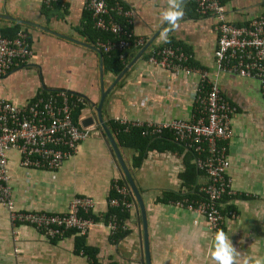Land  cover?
Returning <instances> with one entry per match:
<instances>
[{
	"label": "crops",
	"instance_id": "crops-1",
	"mask_svg": "<svg viewBox=\"0 0 264 264\" xmlns=\"http://www.w3.org/2000/svg\"><path fill=\"white\" fill-rule=\"evenodd\" d=\"M119 1L131 12L133 34L144 40L141 49L148 46L137 59L141 49L130 51L132 57L128 53L131 60L125 66H130L114 83L116 76L104 70L100 49L81 34L86 0H59L58 7L48 8L42 0H0V34L23 31L31 49L24 63L0 75V100L24 108L38 96L66 91L82 100L81 122L88 116L96 120L88 102L97 106L103 88L108 90L101 106L107 127L122 119L152 123L189 120L197 77L174 75L146 61L151 48L165 43L161 32L169 25L161 14L168 7L167 0ZM188 1L184 0V16L169 39L190 54L189 65L203 68L237 109L227 144L233 194L220 201V230L242 257H264V100L259 83L218 71L213 60L216 20L198 16L195 0L193 4ZM223 6L226 20L237 26L264 16V0H226ZM88 129L86 140L55 171L21 168L20 155L9 153L15 208L64 213L74 196L90 197L95 202L91 214L96 225L83 235V241L96 250V262L140 264L141 221L133 203L125 210L126 230L120 238L113 240L104 223L112 182L121 177L101 128L94 122ZM118 148L143 201L151 264H217L211 255L217 232H211L199 214L162 200L165 193L199 197L206 180L198 169L195 173L189 169L194 164L193 153L184 148L149 150L140 166L133 168L135 152ZM77 236L69 231L62 238L50 239L25 224L13 228L7 211L0 207V264H92L76 248Z\"/></svg>",
	"mask_w": 264,
	"mask_h": 264
},
{
	"label": "built area",
	"instance_id": "built-area-1",
	"mask_svg": "<svg viewBox=\"0 0 264 264\" xmlns=\"http://www.w3.org/2000/svg\"><path fill=\"white\" fill-rule=\"evenodd\" d=\"M59 0H42L47 8ZM226 0H195V13L216 20L217 40L213 51L214 64L219 72L256 80L264 100V16L252 19L246 25H234L225 18L223 3ZM86 11L90 12L93 27L108 32L106 41H96L95 46L103 52L128 49L139 50L144 45L142 38L131 31V12L119 0L109 4L107 0H86ZM121 18L124 22L120 23ZM31 56L27 36L18 31L13 37L0 34V75L24 63ZM147 63L177 75L196 76L192 91L193 112L189 120L172 119L164 123L118 120L124 131L142 128V135L156 136L169 132L174 142L194 155L195 167L205 177L199 200L182 197L175 205L199 214L208 229L220 230L223 216L220 201L233 194L228 170V141L232 137L231 120L236 106L220 92L215 81L208 79L207 72L189 65V56L173 43L149 50ZM80 97L66 91H54L38 96L24 108L0 100V207L4 208L13 228L25 224L43 236L62 238L69 231L81 236L96 225L91 213L95 202L86 196H74L64 213H45L16 210L12 198L8 155L16 151L20 155L19 166L24 169L58 170L73 156L80 142L89 135L88 127L73 122L72 111L80 104ZM116 197L107 201L109 208L128 210L132 208L125 185L114 180L111 189ZM111 234L124 231L123 222L110 214L105 221Z\"/></svg>",
	"mask_w": 264,
	"mask_h": 264
},
{
	"label": "trees",
	"instance_id": "trees-1",
	"mask_svg": "<svg viewBox=\"0 0 264 264\" xmlns=\"http://www.w3.org/2000/svg\"><path fill=\"white\" fill-rule=\"evenodd\" d=\"M113 1L114 0H107L109 4H112ZM191 3L193 4V0L188 1V4H191ZM58 4L59 2H55L51 6L55 5V7H58L59 6ZM84 19H85V23L81 30V34L85 36L91 44L95 45L97 40L104 42L108 38H110V34L108 32L99 31L93 27V20H92L90 12L86 11ZM118 21L120 23L124 22L121 18H119ZM1 35L5 37H13L15 33H12V34L2 33ZM169 41L171 42L172 40L169 39ZM101 52L103 55L102 59H103L104 70L114 74L115 76L119 74L122 71V69L125 67V65L131 60L129 58L130 55L128 54L130 53L129 51H126V52H117V51L103 52L101 51ZM132 56L133 54H131L130 57ZM82 107H83V104L80 103L72 111L71 118L73 122L75 123L77 122L78 117L80 116ZM108 128L117 146L129 148L135 152V155L132 157V162H131V165L133 168H138L140 166L146 152H148L149 150H158V151H163L164 149L165 150H174V149L183 150V148L179 144L174 142L173 137L169 132H163L161 135H156V136L155 135L154 136L142 135V128L133 127V128H130L128 131H124L123 126L118 125L117 122H109ZM191 155L193 156V154ZM189 169L193 172L197 168L195 167V164H191V165L189 164ZM118 183L120 185H123V182L121 179L118 180ZM192 194H193L192 196H196L197 193L196 191L195 192L193 191ZM116 196L117 194L112 188L110 191L109 198L116 197ZM182 197H187L189 200H199L201 196L199 195V197H191V195H173L171 193H165V195H163L162 200L175 202V201L180 200ZM110 214H116V216H118V218L123 222L124 219L127 217L128 212L125 210H120L118 208H115V209L109 208L104 217L105 221L107 220ZM85 217H92L96 219L91 213H89ZM124 233L125 231L119 230L116 234H112V239L117 240L122 235H124ZM75 245L78 250H82L84 254L90 257V259L92 260V264H98L95 260L96 250L84 245L83 236L81 235L77 236ZM109 264H117V263H109Z\"/></svg>",
	"mask_w": 264,
	"mask_h": 264
},
{
	"label": "water",
	"instance_id": "water-1",
	"mask_svg": "<svg viewBox=\"0 0 264 264\" xmlns=\"http://www.w3.org/2000/svg\"><path fill=\"white\" fill-rule=\"evenodd\" d=\"M147 46L148 45H146L143 49L140 50V52L136 56V59L141 55V53L143 52V50ZM135 60H132L131 64ZM128 66H130V64L125 66L122 69V71L116 75V77L113 81L114 83L117 82L122 77V75L127 70ZM107 92H108V90L104 91L103 88L101 89L100 101L98 102L97 106L94 107L88 102V104L91 106V108L95 112L96 120L93 119V116H91V117L88 116L85 119L81 120V126L82 127H89L90 125H92L95 122L101 128L103 136L109 145V149L111 151V154L114 157V160L116 161V163L118 165L120 177H121L124 185L126 186L128 192H129V196H130V199L133 203L134 209L140 216V221H141V236H140L141 260H140V264H151L150 256H149L148 240H147L145 211H144V206H143V201H142L141 195H140L139 191L137 190V187H136V185H135V183H134V181H133V179L129 173V170L126 167V165H125V163H124V161L120 155L119 148H118L112 134L110 133L109 128L106 126V124L104 123L103 118H102L101 106H102L103 99H104Z\"/></svg>",
	"mask_w": 264,
	"mask_h": 264
},
{
	"label": "clouds",
	"instance_id": "clouds-1",
	"mask_svg": "<svg viewBox=\"0 0 264 264\" xmlns=\"http://www.w3.org/2000/svg\"><path fill=\"white\" fill-rule=\"evenodd\" d=\"M167 3H168L167 9L164 10L161 14L162 21L169 25L168 28H165L161 32V39L165 42L164 44L173 43V41L171 42L169 41V33L179 27V21L182 20L184 16V7H183L184 0H167ZM132 50L133 49H128L124 51H117V50H113V51H117V52L129 51L130 52ZM100 51L102 50L100 49ZM136 51L137 50H134V53ZM184 52L189 56V63H190V59H191L190 54H188L185 50ZM200 69L204 70L203 68H200ZM211 255H212V258L217 262V264H264V257H255V256L242 257L241 253L237 251L236 247L233 245L230 237L222 229L218 230L216 233L214 251L211 253Z\"/></svg>",
	"mask_w": 264,
	"mask_h": 264
}]
</instances>
